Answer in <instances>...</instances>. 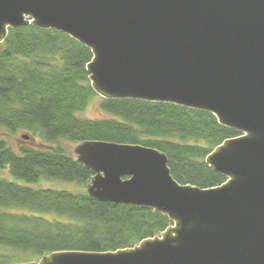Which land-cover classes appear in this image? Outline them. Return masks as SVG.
<instances>
[{"label":"water","instance_id":"1","mask_svg":"<svg viewBox=\"0 0 264 264\" xmlns=\"http://www.w3.org/2000/svg\"><path fill=\"white\" fill-rule=\"evenodd\" d=\"M28 24L90 49L86 71L101 98L208 111L240 134L206 156L226 178L208 188L179 184L155 148L77 143L76 160L94 172L90 197L172 224L131 248L16 264H264V0H0V43Z\"/></svg>","mask_w":264,"mask_h":264},{"label":"trees","instance_id":"2","mask_svg":"<svg viewBox=\"0 0 264 264\" xmlns=\"http://www.w3.org/2000/svg\"><path fill=\"white\" fill-rule=\"evenodd\" d=\"M92 53L69 35L31 24L9 28L0 43V169L34 183L64 180L85 187L94 172L69 156L65 143L87 140L139 144L164 153L182 185L218 186L226 180L205 162L225 139L240 133L204 110L167 102L105 99L90 85ZM93 100L106 115L81 112ZM22 133L47 145L20 144ZM171 221L153 209L90 197L85 190L32 188L0 177V264L26 263L53 251L131 248Z\"/></svg>","mask_w":264,"mask_h":264},{"label":"rangeland","instance_id":"3","mask_svg":"<svg viewBox=\"0 0 264 264\" xmlns=\"http://www.w3.org/2000/svg\"><path fill=\"white\" fill-rule=\"evenodd\" d=\"M81 116L83 117H87V118H92V119H98V118H102L104 116H106L98 107V100H93L89 103V105L85 108V110L83 112L80 113ZM21 134L19 133L17 135H15L14 137H6L7 142L9 143V145L14 148L17 149L18 146L20 144H37V146L45 148L48 147L47 145H43L41 143L38 142V139H34V140H22L21 139ZM64 146V150L65 152L73 157L76 158V154L74 152L75 146L76 144L74 143H62ZM0 177L4 178L8 181H13L15 183L18 184H23V185H27L30 186L32 188H51V189H63V190H69L72 192H81L82 190L86 191V186L85 187H79V185H77L76 183L70 182V181H64V180H46V179H41L37 182L34 183H27L24 180L21 179H15L12 177V175L9 173L8 168H3L0 169ZM39 259V258H38ZM33 260V261H37Z\"/></svg>","mask_w":264,"mask_h":264}]
</instances>
